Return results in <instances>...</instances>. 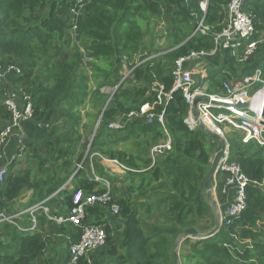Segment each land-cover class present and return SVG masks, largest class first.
Listing matches in <instances>:
<instances>
[{
  "label": "trees",
  "instance_id": "obj_1",
  "mask_svg": "<svg viewBox=\"0 0 264 264\" xmlns=\"http://www.w3.org/2000/svg\"><path fill=\"white\" fill-rule=\"evenodd\" d=\"M199 1L91 0L79 20L77 39L80 45L71 46L68 24L71 0H0V64L13 63L22 69V75L13 82L30 95L34 117L27 125L29 135H34L36 140L43 138L45 134L37 133L35 122L51 120L68 97L71 102V106L61 109V114L69 122L64 134L57 135L54 140H44L47 154L38 152L33 145L35 141H26L24 154L27 153L28 157L33 152L28 162L33 164L35 158L38 159L33 169L35 175L30 165L24 170L20 168L23 161L8 165L9 172L0 183V211H12L10 204L26 191H31L28 205L43 201L57 192L71 176L73 189H81L84 193L103 190L99 183L89 181L86 174L75 169V160L80 161L85 151L77 155L80 139L78 130L71 125H78L81 121L73 114L76 106L99 107L94 116L96 121L111 96L89 143L88 153L99 152L128 168L122 175L110 177L103 169L98 172L110 180L113 200L120 207L118 216L123 221L118 241L123 252H118L117 245L112 244L108 237L102 251L116 256L105 264H173L174 241L182 229L196 227L201 232L210 229L198 224L206 216H212L203 188L212 155L207 144L210 137L199 127L188 129L183 122L187 105L180 91L173 92L165 111L171 149L160 153L159 160L153 164L149 150L166 138L160 123H145L137 119L119 130L108 128V123L118 115L137 110L144 102L154 99L155 93L150 91L154 81L163 84L166 91L172 87V65L177 57L191 50H210L213 47L212 33L221 28L224 19L221 6L228 0H209L204 18L209 31L205 35L195 34L181 44L203 15ZM161 7L169 15L167 27L173 29L169 33L171 43L168 49L179 46L135 66L136 61L151 55L155 49L157 35L150 25ZM246 8L255 15L257 33L254 39L261 42L244 63L238 64L230 51H225L222 63L219 57L210 59L213 69L208 73L209 92L217 93L223 81L253 74L257 69L262 70L264 78V0H248ZM147 36L150 40L143 41ZM80 47L84 48V53ZM142 47L149 52L143 53ZM52 50L60 56L59 60H55V55L50 53ZM83 54L90 58L86 63L90 74L82 65ZM125 64L129 68L134 67L133 78L121 83L109 96L102 93L101 88L105 85L117 86L118 76ZM39 65L42 66L43 79L35 73ZM89 82L94 88V100H87L92 95ZM9 118L0 103V129ZM226 138L230 159L236 160L252 181L261 182L264 177V147L253 142L243 143L238 132H229ZM126 140L133 142V148H118L121 141ZM93 162L100 166L98 160ZM118 178L122 183L126 182L127 188L116 192L114 183ZM151 191L158 192L154 200H150L149 196L147 202L137 200L136 197H144ZM135 192L136 197L132 195ZM71 197L72 192L60 189L46 204L57 203L58 213H61L71 206ZM246 199L247 206L240 216L234 218L231 224L223 223L213 236L200 240L185 239L180 248L181 264H264V191L250 184L246 188ZM154 211L162 212V219L143 227L140 214L145 213L147 217ZM87 212V223H101L103 218L113 217L107 208L100 206L88 208ZM39 213L36 214L38 225L50 222L45 214L38 216ZM59 228L68 231V247L70 242L79 238V227L62 223ZM0 231V264L46 262L44 251L49 235L38 229L20 231L7 223L0 224ZM90 257L91 264H100L94 255ZM66 262L65 259L62 264ZM79 264L88 263L82 258Z\"/></svg>",
  "mask_w": 264,
  "mask_h": 264
},
{
  "label": "built area",
  "instance_id": "obj_2",
  "mask_svg": "<svg viewBox=\"0 0 264 264\" xmlns=\"http://www.w3.org/2000/svg\"><path fill=\"white\" fill-rule=\"evenodd\" d=\"M90 1L71 0L68 24L72 43L76 42L78 44L79 20ZM247 1H227L226 15L221 28L212 33L213 47L210 50H191L189 53L175 59L172 65L173 83L168 91L160 82L153 83L150 90L151 93H155L152 101L143 104L137 110L122 113L108 123V128L111 130L122 129L137 119H141L145 123L155 121L160 123L166 138L161 143L151 147L150 155L154 160L155 156L171 149L172 142L166 130L165 111L168 102L172 99L173 92L180 91L187 105V113L183 122L188 129L198 128L201 122L209 131L217 134L227 142L224 155L218 163L217 173L212 181L217 202L219 203V199H222L221 205L217 203L221 225L223 223L231 224L233 219L240 216L246 208V188L248 185H257L264 191V177L261 182L252 181L244 173L240 164L236 160L230 159L229 144L226 138L229 132H238L243 143L253 142L260 147H264V78L262 77V70L257 69L253 74L223 81L222 88L217 93L207 90L209 83L206 64L210 66V59L219 57L222 63L223 53L230 51L235 61L241 64L254 54L257 45L261 42L260 39H254V35L257 33L255 15L251 11H247ZM208 4L209 0L199 1V9L203 15L191 32L190 38L198 33L205 35L209 31V27L204 24ZM156 56L159 55L151 54L141 61H136L135 66ZM82 60L84 66H86L89 58L84 56ZM124 67H126V64L123 65ZM86 69L89 71L88 68ZM133 69L134 67H131L126 68L125 71H120L117 86L127 79L133 78ZM20 75H22V69L18 65L13 63L0 64V103L10 115L9 120L0 129V183L4 181L9 172L8 165L24 157L27 143L23 125L34 117L30 95L23 91L22 86H10L8 90L2 88L6 82H12ZM198 97L207 98V101H198L196 110H194L193 103ZM212 101L226 103L227 106ZM158 107H161L159 111L156 110ZM221 109L227 110V113L218 112ZM38 125L40 127L44 126L40 122L37 123ZM12 138L16 139V150L8 155L4 152V149ZM100 161H106L102 163L120 168L121 172L128 170L116 159L101 156ZM78 168H81V165ZM87 177L89 181L99 183L103 190L95 189L84 193L81 189L72 188V204L67 214H50V209L46 205V201L50 196L43 201L28 206L24 210L7 211L2 209L0 211V224L7 223L20 231H33L36 228V214L42 212L49 220L56 223H68L79 227L81 229L79 238L75 242H70L66 264H79L82 258L86 259L88 264H91L90 255L105 247L108 234L105 220L101 223L86 222L89 216L88 208L105 207L111 215L118 216L120 207L113 200L111 193L113 187L108 177L97 174L94 169H92L91 175H87ZM71 178L72 176L69 181ZM65 187L63 185L60 189ZM23 214L29 215L27 218L29 226L27 227L20 225L18 222Z\"/></svg>",
  "mask_w": 264,
  "mask_h": 264
},
{
  "label": "rangeland",
  "instance_id": "obj_3",
  "mask_svg": "<svg viewBox=\"0 0 264 264\" xmlns=\"http://www.w3.org/2000/svg\"><path fill=\"white\" fill-rule=\"evenodd\" d=\"M168 17H169V15L167 14V10H159L158 12L155 13L154 17L151 19V25L150 26H151V28L153 30V33L157 35V38H156V40L154 42V48L155 49L152 51V53L156 52V51L161 52V51H164L165 49H168V46L171 43V40H169L171 38V36H169V33L173 29H170V28L167 27L168 24H169V21H170V19ZM147 39L150 40V37H147ZM75 45H77L76 42H74L71 46H75ZM142 49H144V50H142L143 53H145L146 51L149 52L147 50V48H143L142 47ZM50 53L55 55V60H59L60 59V56L57 55V52L55 50H52ZM153 54H156V53H153ZM126 68L129 69L128 67H124L122 71H125ZM85 70H86L87 73H89V71L87 69H85ZM41 71H42V66L39 65L36 68L35 73H36V75H39L43 79L44 76H43ZM119 76H118V78H119ZM89 84H91V83L89 82ZM92 90H93V85L91 84L90 88H89V92H91L92 95L90 96V99H89V96H88L87 100H92L95 97V92L92 91ZM114 90H115V87H113L111 85H105V86H103L101 88V92L106 94V95H108V96H109V94L111 95L114 92ZM68 106H71V102L69 100V97H68V99L65 100L64 104L62 106H60V110L57 109L56 113L53 115L51 120H48L45 123H43L44 124V126H43L44 130L43 129H37V133H39V134H43L44 133L45 134L43 138H39L38 140H35L36 143L33 144V145H35V147L38 148V152H40L41 154H47V149L44 146V140H49L48 138H50L51 140H54L57 135L64 134L65 128H66V126H68L69 122H68V118L65 115L61 114V109L67 108ZM98 110H99V107L97 108V106L85 105V107H84L81 104V105L76 106L75 111L73 113L76 118H79V117L81 118V121L79 122L78 125H71V127L74 130H78V134H79L80 141H79L78 148H77V150H78L77 155H79L80 151H82V150L85 151L84 155H83V157H82V159L80 161L75 160V162H76L75 163V166H76L75 169H76V171L77 170L82 171V173L84 175L86 174V176L87 175H91L92 169H94V171L96 173H98L100 169H104L100 165V162H101L100 161V157L104 156L103 154H100L99 152H91L88 155L89 147H90L89 146L90 138L92 136V132H93V129H94V126H95L94 116H95V114H97ZM218 112L227 113V110L221 109ZM99 115H100V113H99ZM214 141L215 140L212 139V138H209L208 141H207L208 147L212 151L211 158L213 157L214 153L219 148V141L216 140L215 143H214ZM118 148L132 149L133 148V142L131 140L121 141V144H119ZM150 150H151V148H150ZM150 150H149V156L151 157ZM167 151H169V150H167ZM30 153L32 155H29L27 157L28 154L26 153V155L22 159H20V161H23L21 163V165H20V168L22 170L26 169L28 165L31 166L32 170L33 169L35 170V165H36L38 159L35 158L36 160H35V162H33V164H31V162H28L27 159L32 158V156H33V152L31 151ZM263 153H264V151H263ZM159 158H160V154L155 156L154 160L152 159V163H153V161L154 162L158 161ZM94 159L99 161V165L100 166L96 165V163L93 162ZM210 161H211V159H210ZM102 162H106V161H102ZM79 165H81V168H78ZM95 165L98 167V169H97V167ZM34 170H33V173H32L33 175H35ZM118 173H119L118 175H122L124 172H121L119 170ZM118 179H116V181L114 183L116 192L122 191L123 189L127 188L126 187V182L122 183L121 180L120 179L118 180ZM263 189H264V185H263ZM71 190H72V187L69 184L68 185V191L71 192ZM115 191H114V194L116 193ZM204 192H205V190H204ZM111 193H112V196H114L113 195V190L111 191ZM55 194H56V192L53 193L52 195L54 196ZM157 194H158V192L151 191L147 195H145L144 197H142V196L136 197L137 196V192L133 193L132 195L134 197H136L137 200H139V202H147L148 201L147 200L148 196H149L150 200H154L155 197L157 196ZM213 195H214V192H213ZM214 198L216 199L215 195H214ZM221 200L222 199H219V203L216 200V203H218V205H221V203H222ZM53 205L56 208H58L57 203H54ZM164 208H165V205H163V210H164ZM151 215H147V217H146L145 213L140 214L139 219H140L141 225L143 227L149 226L151 223L162 219V215L163 214H162V212L154 211V212H152ZM25 216L27 217L29 215L28 214H23L18 219V222L20 223V225L24 224L23 222L21 223V219H22V217H25ZM262 217L264 218V212H263V216ZM198 224L202 228H212L213 225H214L213 214H212L211 217L210 216H206V218L201 219L198 222ZM37 226H38V224H37V219H36V228L35 229H38ZM106 228H108V223H107V227ZM107 232H108V237H110V240H111L112 244L117 245L119 252H123L122 248L118 246V241H119L120 237L116 238L117 235L115 234V231H113L111 228ZM0 234H1V231H0ZM114 234H115V236H114ZM48 239H50V233H49ZM192 240H194V239H192ZM64 247H65V245H64ZM100 250H103V249H100ZM53 253H55V252L51 251V248L48 247L47 251L45 252L46 256L44 255V258L46 259V262H44V264H48V263H51V262L53 263L54 259H55V263H53V264H62L63 263V261H61V258H60L61 256L60 255L58 256V254L56 255V254H53ZM102 253H104V251H102ZM110 255H112L113 257L116 256V254H110ZM38 264H40V262H38ZM179 264H181V262Z\"/></svg>",
  "mask_w": 264,
  "mask_h": 264
},
{
  "label": "crops",
  "instance_id": "obj_4",
  "mask_svg": "<svg viewBox=\"0 0 264 264\" xmlns=\"http://www.w3.org/2000/svg\"><path fill=\"white\" fill-rule=\"evenodd\" d=\"M160 10H165V9H160ZM221 12H223V15L225 17L226 15V4H222L221 6ZM190 36V35H189ZM188 36V37H189ZM148 37V36H147ZM147 37H145L143 39V41H145L147 39ZM171 49V48H170ZM169 49H165L164 51H161V52H157V54H153V55H161V54H164L165 52H167ZM224 54L225 52L223 53V59H224ZM137 57V56H136ZM138 58V57H137ZM137 60V59H136ZM220 60V59H219ZM221 61V60H220ZM128 65V64H127ZM127 67V66H126ZM221 67V66H220ZM218 67V68H220ZM218 68H215V69H218ZM206 69H207V74L209 73V71L211 69H213V64L212 62H210V66L208 64H206ZM223 72H226L225 70H223ZM156 81H154L153 83H155ZM158 82V81H157ZM152 83V85H153ZM18 83H15V82H6L4 84V86L2 87L4 90H8L9 88L8 87H18L17 86ZM94 89V88H93ZM150 101H146L144 102L143 104L145 103H149ZM142 104V105H143ZM141 105V106H142ZM140 106V107H141ZM102 111V110H101ZM86 112V111H85ZM101 113V112H100ZM98 119V118H97ZM97 119L95 121V125H96V122H97ZM31 123V120L29 121H26L23 125V128H24V133H25V136H26V141L30 142V143H33L36 139L34 137V135H29V130L27 128V125ZM37 123L38 122H35L34 126L37 128V129H43V127H40L39 125L37 126ZM41 123V122H40ZM95 127V126H94ZM94 131V129H93ZM31 133V132H30ZM93 133V132H92ZM96 133V132H95ZM92 136L90 138V141L92 140ZM163 141V139L159 142L161 143ZM220 145V143H219ZM219 149V148H218ZM217 149V150H218ZM16 150V139L15 138H12V140L6 145L5 149H4V152H6L8 155H10L11 153H14ZM100 165L104 168L103 171H105V174L110 177V176H113V175H118L119 173V169L117 167H113L111 165H107L106 163H102L100 162ZM98 174V173H97ZM100 175V174H99ZM101 176H104V175H101ZM107 176H104V177H107ZM71 185V187L73 188V185L71 183V181H67L64 185L66 186L65 188L68 190V185ZM72 191V190H71ZM71 193V192H70ZM30 194H31V191H26L24 194H22L16 201L12 202L10 204V209L14 210H24L25 208H27L28 206H31V205H28L27 202L29 200V197H30ZM51 196V195H50ZM49 196V197H50ZM54 203H51L50 206H47L49 207L50 209V214L51 215H55V214H67L68 210H65L61 213H58V208H56L54 205ZM41 214H44V213H39L38 216H40ZM113 216L112 218H108V217H105L103 218V220H105L107 223H108V230L111 228L113 231H115V234L117 235L116 238L120 237L121 236V232L123 230V221L121 219L120 216H114V215H111ZM47 217V216H46ZM48 219V218H47ZM50 222H45L43 225H38L37 228H38V231H43L44 233H46V235H49L50 233V239H49V242H48V245H47V248L45 249L44 251V255H45V252L47 251L48 247L51 248V251H54L55 253L53 254H58V256L60 255L61 257V261H65V259L67 260V257H68V244H69V234H68V231L67 230H59V226L60 224L59 223H56L54 221H51L49 220ZM24 223L22 224V226L24 227H27L29 226V221L27 220V217H22L21 219V223ZM110 224V225H109ZM211 229V228H210ZM205 232V231H204ZM66 234V235H65ZM114 234V236H115ZM49 237V236H47ZM120 239V238H119ZM50 245V246H49ZM65 245V247H64ZM119 252V251H118ZM101 254V255H100ZM92 255L95 256V258L98 260V262L100 264H105L106 262L108 261H111L114 257L112 255H110L109 253H102V250H99L98 252L96 253H93ZM46 256V255H45ZM59 258V259H60ZM91 258V257H90ZM45 259V258H44ZM53 259V258H52ZM58 259V260H59ZM46 260V259H45ZM55 261V259H54ZM53 261V262H54ZM173 262V261H172Z\"/></svg>",
  "mask_w": 264,
  "mask_h": 264
},
{
  "label": "water",
  "instance_id": "obj_5",
  "mask_svg": "<svg viewBox=\"0 0 264 264\" xmlns=\"http://www.w3.org/2000/svg\"><path fill=\"white\" fill-rule=\"evenodd\" d=\"M189 38L190 37L186 38L181 44H183ZM178 46L179 45H177V46H175V47H173V48H171L169 50L175 49ZM117 87L118 86L115 87V90L117 89ZM110 99H111V96L108 97V99L106 100V102H105V104L103 106L104 108L102 109V111H101V113H100V115H99V117L97 119L96 125L94 127V131L92 133V138L95 135V132H96V130H97L98 126H99V123L101 121L102 114H103L107 104L109 103ZM198 101H207V98H204V97L196 98L194 103H193L194 110H196V104H197ZM212 102L220 104V105L227 106L226 103H219V102H216V101H212ZM263 115H264V112H263ZM195 116H196V113H195ZM199 128L206 135H208L210 138H212L214 140H217L220 143L219 149L214 153L213 157L211 158L210 167H209V169H208V171H207V173L205 175L204 181H203V188L205 190L204 195L207 198L208 203L210 205V208H211V211H212V214H213V218H214V225H213V227L211 229H209V230H207L205 232L198 231V229L196 227H187V228L182 229L178 233V235L176 236L175 241H174V245H173V264H179L180 263V248H181L182 242L185 239L190 238V239H194V240H200V239L208 238V237L213 236L214 234H216L220 230V227H221V220H220V217L218 215L217 203H216V199L214 198V195H213L212 181H213L214 176L217 173L218 163H219L220 159L224 155V151L226 149L227 142H226V140H224L221 137H219L217 134L209 131L201 122L199 123ZM51 196H53V195H51Z\"/></svg>",
  "mask_w": 264,
  "mask_h": 264
},
{
  "label": "clouds",
  "instance_id": "obj_6",
  "mask_svg": "<svg viewBox=\"0 0 264 264\" xmlns=\"http://www.w3.org/2000/svg\"><path fill=\"white\" fill-rule=\"evenodd\" d=\"M160 9H164L163 7H161ZM77 41H78V44L77 45H80V41H79V39H77ZM71 43H72V41H71ZM73 44V43H72ZM81 48V50H82V52L84 53V48L83 47H80ZM151 54H153V53H151ZM157 54V53H156ZM84 56H86L85 54H83ZM83 59V58H82ZM89 60H90V58H89ZM82 65L84 66V64H83V60H82ZM127 66V65H126ZM128 67V66H127ZM86 68H88L87 66L85 67V69ZM129 68V67H128ZM122 70H123V67H122ZM90 71V70H89ZM89 74V73H88ZM110 95V94H109Z\"/></svg>",
  "mask_w": 264,
  "mask_h": 264
}]
</instances>
